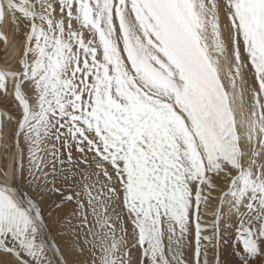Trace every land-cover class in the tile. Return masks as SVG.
<instances>
[{
    "label": "snow or ice",
    "instance_id": "6c2138e0",
    "mask_svg": "<svg viewBox=\"0 0 264 264\" xmlns=\"http://www.w3.org/2000/svg\"><path fill=\"white\" fill-rule=\"evenodd\" d=\"M5 21L0 264H264V0H0Z\"/></svg>",
    "mask_w": 264,
    "mask_h": 264
},
{
    "label": "rangeland",
    "instance_id": "374dc122",
    "mask_svg": "<svg viewBox=\"0 0 264 264\" xmlns=\"http://www.w3.org/2000/svg\"><path fill=\"white\" fill-rule=\"evenodd\" d=\"M0 32H3V33H5L8 36V43L7 44L4 42L3 39H0V46L1 45L3 46V51L0 48V62L5 63L6 60L7 61H10V59L12 60L13 56L15 55V54H13L8 59L9 55L5 54V51L7 49H9L11 46L15 45V41L13 39V37H14V28H13V26L11 25V23L9 21H5V22H3V24H0ZM6 53H8V52H6ZM3 153H4V149H3L2 146H0V168H3L4 164H5ZM0 181H2V180H0Z\"/></svg>",
    "mask_w": 264,
    "mask_h": 264
},
{
    "label": "bare ground",
    "instance_id": "6f19581e",
    "mask_svg": "<svg viewBox=\"0 0 264 264\" xmlns=\"http://www.w3.org/2000/svg\"><path fill=\"white\" fill-rule=\"evenodd\" d=\"M2 46V45H1ZM0 46V48L2 49V51H3V46L1 47ZM6 52H8V53H6ZM5 54H8L9 56H8V59L13 55V54H15V45H13V46H11L9 49H7L6 51H5ZM3 59V58H2ZM11 60V59H10ZM0 65L1 66H4L5 65V63H3V62H0ZM0 180H3V176L2 175H0Z\"/></svg>",
    "mask_w": 264,
    "mask_h": 264
}]
</instances>
